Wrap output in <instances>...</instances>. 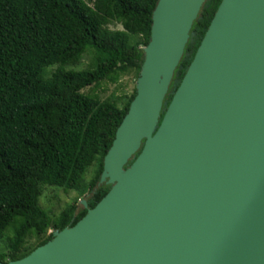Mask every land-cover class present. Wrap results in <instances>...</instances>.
Instances as JSON below:
<instances>
[{"label":"water","instance_id":"water-1","mask_svg":"<svg viewBox=\"0 0 264 264\" xmlns=\"http://www.w3.org/2000/svg\"><path fill=\"white\" fill-rule=\"evenodd\" d=\"M206 1L158 0L106 196L0 264H264V0L221 1L166 104Z\"/></svg>","mask_w":264,"mask_h":264},{"label":"trees","instance_id":"trees-1","mask_svg":"<svg viewBox=\"0 0 264 264\" xmlns=\"http://www.w3.org/2000/svg\"><path fill=\"white\" fill-rule=\"evenodd\" d=\"M221 1L207 0L194 23L167 106ZM157 2L0 0V262L20 260L52 230L74 226L87 213L81 197L92 209L109 192L98 186L104 158L136 89L123 107L85 90L138 78ZM87 55L88 68L68 69ZM46 186L79 197L53 217L40 205Z\"/></svg>","mask_w":264,"mask_h":264},{"label":"rangeland","instance_id":"rangeland-1","mask_svg":"<svg viewBox=\"0 0 264 264\" xmlns=\"http://www.w3.org/2000/svg\"><path fill=\"white\" fill-rule=\"evenodd\" d=\"M111 29L121 30L120 25H112ZM90 56H84L81 62L75 66H69L68 69L83 70L90 66ZM56 69L51 67L46 69L45 75L50 76L51 73ZM138 78H135L133 74L122 77L119 82L111 84L109 82H103L99 87L88 88L85 92H94L103 100H110L123 107L131 98L134 89H136V82ZM88 179V175H87ZM79 197V193L73 190L65 191L59 188L53 187H42V197L40 199V205L45 209L50 216L55 217L63 211L68 205L72 204ZM79 201V208L81 206ZM54 230H52L53 232ZM7 235L11 236L12 231H8ZM6 235V236H7ZM3 246V242H0V248Z\"/></svg>","mask_w":264,"mask_h":264}]
</instances>
